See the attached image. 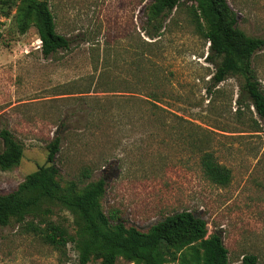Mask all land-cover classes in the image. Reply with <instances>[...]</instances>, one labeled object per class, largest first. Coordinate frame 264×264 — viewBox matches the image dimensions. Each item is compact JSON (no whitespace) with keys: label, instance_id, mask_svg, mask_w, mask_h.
<instances>
[{"label":"rangeland","instance_id":"1","mask_svg":"<svg viewBox=\"0 0 264 264\" xmlns=\"http://www.w3.org/2000/svg\"><path fill=\"white\" fill-rule=\"evenodd\" d=\"M24 1L0 0V129L23 148L17 166L0 170V195L46 163L57 135L62 187L73 182L82 189L103 178L104 212L116 211L142 232L188 210L206 222L208 236L220 235L230 264L247 254L264 264V121L253 107L236 103L240 79L210 88L215 66L189 14L192 3L175 8L160 36L150 39L152 0H39L69 41L67 50L44 58L35 29L19 31ZM226 3L238 30L264 37V0ZM251 67L264 93V48ZM202 141L231 172L228 185L203 176L191 143ZM48 207L44 217L72 234L71 214ZM0 264L78 261L71 245L64 260L12 221L0 227ZM115 264L134 263L118 258ZM166 264H193L190 250L170 249Z\"/></svg>","mask_w":264,"mask_h":264},{"label":"trees","instance_id":"2","mask_svg":"<svg viewBox=\"0 0 264 264\" xmlns=\"http://www.w3.org/2000/svg\"><path fill=\"white\" fill-rule=\"evenodd\" d=\"M188 2L192 3L188 9L195 28L208 43L206 59L215 66L210 88L217 87L228 77L240 79L236 103L253 107L264 121V93L251 67L252 56L264 48V37H249L238 30L236 14L226 0H152L146 10V35L150 39L159 37L163 20L181 3ZM16 22L20 33L30 26L35 29L44 58L69 48L68 39L56 32L45 1L25 0ZM150 95L155 101V92ZM0 141L3 145L0 170L5 171L19 164L23 148L4 128L0 129ZM59 143L56 135L48 145L46 163L27 175L15 191L0 195V227L14 221L23 232L50 246L64 260L69 244L76 252L78 264L92 260L115 264L118 258L134 264H166L170 249L180 251L185 247L190 250L193 264H230L220 235L214 232L208 236L206 222L188 210L165 216L142 232L127 226L116 211L104 212L101 206L106 186L103 178L82 189L73 182L62 187L54 162ZM191 143L198 154L203 176L214 185H228L231 172L206 149V142ZM82 177H89L87 170ZM49 205H58L71 214L72 234L44 217L51 212ZM237 264H257V257L243 255Z\"/></svg>","mask_w":264,"mask_h":264}]
</instances>
